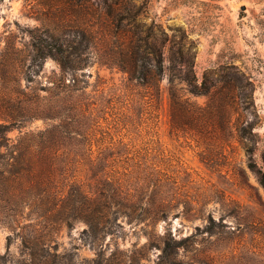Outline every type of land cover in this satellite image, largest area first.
<instances>
[{"label": "rangeland", "instance_id": "obj_1", "mask_svg": "<svg viewBox=\"0 0 264 264\" xmlns=\"http://www.w3.org/2000/svg\"><path fill=\"white\" fill-rule=\"evenodd\" d=\"M158 49L161 95L125 68ZM170 88L210 113L172 117ZM0 123L9 144L45 131L18 151L60 205L116 178L132 203L108 198L98 233L83 213L58 226L69 206L42 216L21 173L0 190V264H264V0H0Z\"/></svg>", "mask_w": 264, "mask_h": 264}, {"label": "trees", "instance_id": "obj_2", "mask_svg": "<svg viewBox=\"0 0 264 264\" xmlns=\"http://www.w3.org/2000/svg\"><path fill=\"white\" fill-rule=\"evenodd\" d=\"M35 46L40 57H44L47 54L59 56L62 64H66L67 59L63 56L61 44L54 45L53 47L55 50L50 49L48 51H45L44 47L40 44ZM134 47L135 46H132V48ZM131 54L132 56L130 54L127 56V64L125 66L129 75L132 78L137 79L141 84L152 85L156 94L161 95V88L159 86V79L162 72L161 51L159 49L155 50L152 59L140 57L136 50H132ZM188 73L186 72L185 79L187 81L189 92L192 94L207 93L208 86L206 83V76L203 77L201 82L197 83L194 75H189ZM168 98L169 113L172 117H193L207 115L210 113L208 106L202 107L195 105L187 98L181 97V95H179L172 88L168 91ZM9 129L10 125L0 123V148L4 147L6 149L5 152H0V190L7 193L8 188L12 187L11 185L13 181L22 173L27 178L26 180L31 185V188L36 190L37 197L40 202H42V200H46V202H44L46 206L43 207V204H41L44 213L42 216L46 217V215L52 211H58L61 207L69 206V213H67L64 218H60L61 222L60 224H57L58 226L61 225L63 221H68V219L71 218L74 219L76 217V213H83V219L87 223V227L84 229V232L98 233L103 231L106 225V218L110 211L108 198H121L122 205L125 208L132 205V203L129 202L130 198L127 197L129 196V194H127L128 192L122 190L123 183L120 181V178L113 179L112 183H109L107 180H103L102 184L105 185L104 188H102V186H97L98 183L95 184L94 188L89 190L92 191L94 189L93 192H90V195L82 189L81 185L77 184L76 186L72 183L69 184V186L67 184V186L64 187L69 186L66 193L69 201L60 205L58 201H62V199L55 196L57 193L51 197V194L53 195V190L51 184L48 182L50 176L47 172L41 168H34L30 166L24 168L20 159L21 153L18 151L20 146L24 143H26V148L29 152L35 151L36 149H45L46 145H43L45 131L40 130L35 134L33 132H27L25 135L17 138L16 142L9 144L10 138L6 135V132ZM13 167L15 168L14 170L12 169ZM257 172L259 182L264 186V170L258 169ZM42 174L46 176L45 179L42 177ZM126 211L127 210H122L120 213L126 214ZM51 227L52 228L49 230L52 231L54 225H51ZM43 239L41 238V240H39L38 238L37 243H43L41 242L44 241ZM42 248L45 247L42 246ZM37 259L42 261L43 258Z\"/></svg>", "mask_w": 264, "mask_h": 264}]
</instances>
